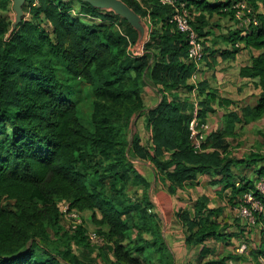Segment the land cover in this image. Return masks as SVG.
<instances>
[{"label": "trees", "instance_id": "obj_1", "mask_svg": "<svg viewBox=\"0 0 264 264\" xmlns=\"http://www.w3.org/2000/svg\"><path fill=\"white\" fill-rule=\"evenodd\" d=\"M122 1L142 18L150 14L152 27L140 57L128 51L140 37L136 27L112 9L81 0L78 15L90 16L96 24L72 17L73 0H26L24 9L50 22V30L23 21L8 42L1 37L5 29H0V264H63L59 255L67 260L69 251L54 254L46 243L51 231H61L62 202L70 210L92 213L106 240L100 248L113 254L109 264H176L158 216L149 212L154 207L149 195L142 202L127 195L133 180L146 182L134 159L161 172L171 193L208 174L212 183L231 188V207L255 191L256 181L264 176V154L236 156L227 138L236 124L264 119V0H188L195 13L193 26L205 45V38L213 34L214 16L235 20L233 5L239 1H246L260 21L259 26H239L224 34L234 49L229 54L259 51L241 69L242 77L260 90L257 103L227 112L228 128L211 133L204 144L207 151L201 153L194 151L189 138L190 99L181 96L192 91L189 79L196 66L188 60L185 34L170 22L173 8L156 0ZM10 4L11 0H0V6ZM54 58L74 77L94 86L102 101L93 120L84 119L63 90ZM147 86L156 89L161 100L145 113ZM199 86L201 117L207 121V113L214 111V94L203 98L207 84ZM139 112L146 114L151 131L148 146L141 138H127L134 122L130 120ZM250 170L255 179L248 176ZM224 211L201 197L178 212L187 245L201 246L196 264H227L234 258L209 257L215 245L208 241L226 235L227 227L219 219ZM74 230L70 239L79 244L88 240L83 226ZM70 263L93 264L74 255Z\"/></svg>", "mask_w": 264, "mask_h": 264}, {"label": "rangeland", "instance_id": "obj_2", "mask_svg": "<svg viewBox=\"0 0 264 264\" xmlns=\"http://www.w3.org/2000/svg\"><path fill=\"white\" fill-rule=\"evenodd\" d=\"M73 1V6L75 7L73 8V12L71 13L72 17H78L84 22L96 24V20H93L92 17L78 15L77 12L80 11L81 4L79 0ZM14 4V0H11V4L9 5V7L0 6V29H5V33L1 34V37H3L5 41L7 40L8 42H10L12 38L16 36V34L21 30V22L23 21H29L37 25L40 24V27L46 32L50 30V22L44 21L42 20V18L35 19L28 8L24 9L26 2L22 8L21 17L18 15V12L14 8ZM101 8L111 10L108 7ZM132 12L134 11L132 10ZM118 13L120 14V17H124L122 13ZM135 15L140 18L139 25L141 26V31H139V33L140 36L142 35L141 38H144L145 40L146 36L149 33L150 25L149 23H147V20L145 21L140 15L136 14V12ZM128 22L130 21L128 20ZM130 23L133 27H135L132 22ZM211 23L213 26L211 29L215 31L216 35H219V32H225L231 30L232 28L235 29V27H239L237 21L231 20L229 17H220L219 15L214 16V18L211 20ZM116 24H119V22H116ZM123 29L124 28H122V30ZM136 43L132 44V48H134ZM128 51L130 52L129 48ZM53 62L57 78L62 84L63 90L66 91V93L69 94L71 98L77 103L81 116L86 120H93L97 112L98 114L100 113L98 103L102 101L98 94L95 93L94 86L84 81L83 79L76 78L72 74H70L69 71L61 65L59 59L54 58ZM251 83L252 81L244 83V85L246 84L248 86L249 92L252 93L249 95L250 99L246 101L247 105L254 104V96L257 95L256 90H258L256 89V87L254 88V86L252 85L253 83ZM244 85L242 84V86ZM144 91L145 92L143 94V100L145 108L143 109H146V111H144L146 113L147 111L158 105L159 101L161 100V95L156 89L151 86H147ZM236 107L238 108H230L226 111L229 112L235 109V111L237 110L238 112H240L242 107L244 106L236 104ZM226 111L223 109L220 110L221 114L223 113V116ZM139 114H141L142 117L138 116ZM139 114H136V117L130 120L134 122L131 125L130 131L128 130L127 132V138H129L130 141L134 137L141 138L142 143L145 146H148L150 145L151 131L146 124V114L144 115L143 112H139ZM227 124V120L222 121L220 127L222 129L228 128L226 126ZM220 127H218L217 130ZM214 131L215 129L212 127L211 133H213ZM263 136L264 119L249 124L244 122L240 124L238 123L231 129V133H228L227 135V138L231 145L230 151H232L233 154L239 157H247L253 151L264 154ZM134 164L139 173L146 179V182H137L133 180V182L126 188L129 199L132 201L142 202L143 196L145 194L149 195L151 201L154 204V207H152L149 212L158 216L167 243L174 254L176 264H191L190 261L192 259H194L193 261H195L196 256L193 254H195L194 252L196 251V249H198V247L195 248L191 245V248L189 244L187 245L186 241L184 242V238L179 237L180 223L177 219L178 212L181 211L183 207H185L184 199L178 197L176 193L170 192L169 182L165 180V176L161 174V172L159 173L156 169H154V167L149 162L138 159L135 161L134 159ZM260 165H262V163H260ZM235 172H238V170H235ZM248 176L255 179V176L253 174L249 175V172ZM209 193L213 194V191L210 190ZM211 206L214 207L215 204L212 203ZM229 214L233 216V218L236 217V213H234L233 210L232 212L230 211ZM81 218L82 226L86 229L87 237L91 233H98V228L92 221L91 212L82 215ZM72 224V220L64 218L62 221L61 231L59 233L51 231L48 236V240L46 241L47 248L53 251L54 254L58 253V251H69V253L66 255L68 256L67 260L63 256L58 254L59 257H61L60 259L63 264H71L70 259L73 255L82 260H85L86 263H88L89 261L93 264H109L110 261L114 259L112 253H108L107 251H104L100 248V246L103 245L93 244L89 240V238V242L87 240L81 244L70 239V237L74 234L73 231H75L74 228L71 227ZM207 244L216 246H218L219 244V254H216L217 257L226 255L228 253L227 249L224 247L223 250V246L214 239L209 240ZM230 248H232V246Z\"/></svg>", "mask_w": 264, "mask_h": 264}, {"label": "crops", "instance_id": "obj_3", "mask_svg": "<svg viewBox=\"0 0 264 264\" xmlns=\"http://www.w3.org/2000/svg\"><path fill=\"white\" fill-rule=\"evenodd\" d=\"M237 28L235 27V29ZM212 33L205 38L207 46L205 58L199 70L196 71L195 69L191 75L189 84H192V86L195 84L200 87V83L206 82L207 89L203 98H207L211 93L214 94L210 97V106L214 111H209L207 114L212 127L217 130L221 126L222 121L225 120L226 110L230 108L237 109L236 104H240L241 106L247 105L246 101L250 99L249 95L252 93L249 92L248 86L244 85V83L251 81L248 78L242 77L241 69L250 64L251 57L258 55L259 51L242 49L229 54L234 49L231 43L224 37V34H227L228 31L219 32V35H216L215 31L212 30ZM190 93L183 91L181 96L190 99ZM256 94L253 105L257 103L259 98V89L256 90ZM222 109L226 111L224 116L220 112ZM253 168L256 170L255 167ZM235 170L238 169H233L234 173H239V171L235 172ZM251 174H253V171L250 170L249 175ZM211 180L212 178L208 174H200L194 181L187 182L182 188L177 189V196L184 199L185 207L183 209L189 208L194 201L201 197H207L210 205L212 203L215 204L214 207H223L225 211L219 219L227 228L224 231L226 235L218 243L223 246V250L224 247L227 249L228 253L226 255H234V258L229 259L227 264H264V221L259 220L255 226L250 227L245 224L243 219L237 216L233 218L229 214L230 211L232 212L229 202L231 188L225 189L223 184H214ZM239 183L240 180L236 179L237 186H239ZM210 190L213 191V194L209 193ZM87 213L84 212L83 215ZM179 234V237L184 238L185 242L184 227L181 223ZM218 246H214V252L209 257H217L216 254H219ZM231 246L232 248H230ZM200 251L201 246L194 252L195 254L193 255L196 258L195 261H193L194 259L190 261L191 264H196Z\"/></svg>", "mask_w": 264, "mask_h": 264}, {"label": "built area", "instance_id": "obj_4", "mask_svg": "<svg viewBox=\"0 0 264 264\" xmlns=\"http://www.w3.org/2000/svg\"><path fill=\"white\" fill-rule=\"evenodd\" d=\"M141 2V0H137ZM164 5L171 6L174 10L170 22L181 33L185 34L188 43V60L194 63L196 71L199 70L201 63L206 55V45L204 38L200 36L198 31L193 26L195 13L188 7V0H156ZM235 11V20L240 27L259 26L260 21L257 17V12L248 5L246 1H239L233 5ZM144 20L149 23V33L152 27L150 14ZM149 33L145 40L138 41L134 48L130 44V53L134 57H140L145 52V43L149 39ZM190 115L189 123V138L196 153L207 151L204 144L211 134L212 124L209 120L203 121L201 117L202 105L199 97V87L193 84L190 93ZM255 191L247 192L240 199V202L232 207L236 216L243 219L246 225L253 227L259 220L264 221V176L256 181ZM63 217L73 221L72 228L76 229L82 226L83 213L76 210H70L67 202L60 204ZM89 240L96 245L106 244L105 237L98 233H91L88 236Z\"/></svg>", "mask_w": 264, "mask_h": 264}, {"label": "water", "instance_id": "obj_5", "mask_svg": "<svg viewBox=\"0 0 264 264\" xmlns=\"http://www.w3.org/2000/svg\"><path fill=\"white\" fill-rule=\"evenodd\" d=\"M83 2H87L96 7H108L115 12H120L122 15L132 22L138 31H141V26L139 25L140 18L135 15V12L122 1V0H81ZM26 0H14V8L18 12V15L21 17L22 8L25 4ZM142 36V35H141ZM139 37L138 41H142L143 39Z\"/></svg>", "mask_w": 264, "mask_h": 264}]
</instances>
